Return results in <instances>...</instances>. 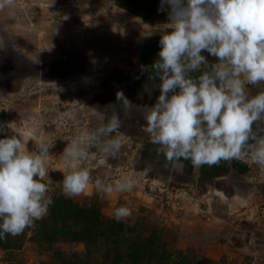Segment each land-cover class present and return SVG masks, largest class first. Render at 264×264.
I'll return each instance as SVG.
<instances>
[{"label": "rangeland", "instance_id": "rangeland-1", "mask_svg": "<svg viewBox=\"0 0 264 264\" xmlns=\"http://www.w3.org/2000/svg\"><path fill=\"white\" fill-rule=\"evenodd\" d=\"M119 1L15 0L14 8L0 10V123H11L1 134L19 133L33 152L41 142L52 145L45 182L54 201L33 226L0 241V264L114 259V244L102 234L88 237L81 221L74 223L68 215L48 219L64 200L83 209L96 207L107 219H115L117 207L128 206L132 215L121 220L120 244L150 245L144 253H153L156 264H264V171L240 161L173 166L157 154L142 126L143 108L159 96L158 81L142 69L158 59L169 20L164 11L143 19L119 7ZM249 88L255 94L264 86ZM117 92L139 107L125 116ZM113 111L123 122L114 134L124 137L121 151L105 160L90 149L87 167L93 180L133 176L135 187L106 195L90 185L79 196H66L60 171L64 147L82 131L105 124ZM75 234L83 238L76 240Z\"/></svg>", "mask_w": 264, "mask_h": 264}, {"label": "clouds", "instance_id": "clouds-1", "mask_svg": "<svg viewBox=\"0 0 264 264\" xmlns=\"http://www.w3.org/2000/svg\"><path fill=\"white\" fill-rule=\"evenodd\" d=\"M14 7L15 0H0V10ZM158 11L167 12L169 28L160 35L158 59L142 69L158 81L159 96L143 108L142 126L157 154L173 166L240 161L264 171V89L253 94L249 88L264 86V0H161ZM116 101L125 116L139 107L123 92ZM107 117L64 147L60 171L66 196H79L90 185L106 195L135 187L133 176L93 180L87 167L90 149L105 160L121 151L124 137L114 134L122 119L116 111ZM7 129L11 123H0V133ZM26 145L19 133L0 139V241L22 234L54 203L45 182L52 145L41 142L35 152ZM131 215L128 206L114 210L117 221Z\"/></svg>", "mask_w": 264, "mask_h": 264}, {"label": "trees", "instance_id": "trees-1", "mask_svg": "<svg viewBox=\"0 0 264 264\" xmlns=\"http://www.w3.org/2000/svg\"><path fill=\"white\" fill-rule=\"evenodd\" d=\"M159 3H161V0H120L118 6L138 17L146 19L154 12H158ZM0 136H2V139L5 138L1 133ZM99 214L100 213L96 207H85L83 209L70 200H64L53 206L48 219H66L68 215V219L72 220L74 223L81 221L87 226L86 235L88 234V237L93 239L96 235H104L109 244H114V246L110 245V247L114 248L115 254L114 259H110V262L106 264H122V262L126 264H142L143 262L144 264H147V262L150 264H156L159 262L152 258L153 253H149V256L144 253L147 251L146 247H149L150 249V245L141 242L136 243L135 241L130 240L126 247L122 246L120 243L123 240V222L117 221L116 219H107ZM74 238L76 240H81L83 236H81V234H75ZM92 239H90L89 242H91ZM123 250L125 252L129 251L125 257L122 256ZM162 259L163 256H161V260Z\"/></svg>", "mask_w": 264, "mask_h": 264}, {"label": "crops", "instance_id": "crops-1", "mask_svg": "<svg viewBox=\"0 0 264 264\" xmlns=\"http://www.w3.org/2000/svg\"><path fill=\"white\" fill-rule=\"evenodd\" d=\"M160 13V11H158L156 14Z\"/></svg>", "mask_w": 264, "mask_h": 264}]
</instances>
